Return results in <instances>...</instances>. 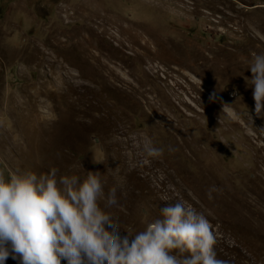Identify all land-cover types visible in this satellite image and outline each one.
<instances>
[{
  "label": "rangeland",
  "instance_id": "374dc122",
  "mask_svg": "<svg viewBox=\"0 0 264 264\" xmlns=\"http://www.w3.org/2000/svg\"><path fill=\"white\" fill-rule=\"evenodd\" d=\"M145 42L157 62L137 57ZM253 54L264 0H0V174L99 172L122 235L183 200L211 222L218 259L264 264Z\"/></svg>",
  "mask_w": 264,
  "mask_h": 264
},
{
  "label": "clouds",
  "instance_id": "9594fccd",
  "mask_svg": "<svg viewBox=\"0 0 264 264\" xmlns=\"http://www.w3.org/2000/svg\"><path fill=\"white\" fill-rule=\"evenodd\" d=\"M248 69L255 114L264 116V54H253ZM163 151L143 144L146 157ZM57 174L55 167L39 175L0 174V264L9 257L17 264H229L217 258L209 219L183 200L167 203L143 230L122 235L105 211L120 206L116 187L105 197L99 172L83 179Z\"/></svg>",
  "mask_w": 264,
  "mask_h": 264
},
{
  "label": "bare ground",
  "instance_id": "6f19581e",
  "mask_svg": "<svg viewBox=\"0 0 264 264\" xmlns=\"http://www.w3.org/2000/svg\"><path fill=\"white\" fill-rule=\"evenodd\" d=\"M95 9L97 10L96 5H95ZM101 21L104 22V21H105V18H103ZM103 30H104V29H102V31H103ZM92 33H94V31H92ZM142 47H143L142 51L140 52L139 55H137V57L140 58L141 61L144 60L145 58H147L148 60L154 61V62H157V61H158V59L155 60V57H156V58H159V57H160L159 51H158L157 49H156V50H150V49L147 47L146 42L143 44ZM226 57H227V72H230V71L232 70L231 62H230V60H229V56H226ZM163 60H166V61H173V62H175V63H173V64L176 65V66H178V65L176 64V63H177L176 59H174V58L172 57L170 51H169L168 55H167L165 58H163ZM214 61H215V60H214L213 58H211V65L214 64ZM152 66H153V65H152ZM178 68L181 69V67H179V66H178Z\"/></svg>",
  "mask_w": 264,
  "mask_h": 264
}]
</instances>
